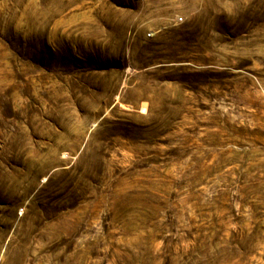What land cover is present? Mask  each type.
I'll use <instances>...</instances> for the list:
<instances>
[{"label":"rangeland","instance_id":"obj_1","mask_svg":"<svg viewBox=\"0 0 264 264\" xmlns=\"http://www.w3.org/2000/svg\"><path fill=\"white\" fill-rule=\"evenodd\" d=\"M0 264H264V0H0Z\"/></svg>","mask_w":264,"mask_h":264}]
</instances>
